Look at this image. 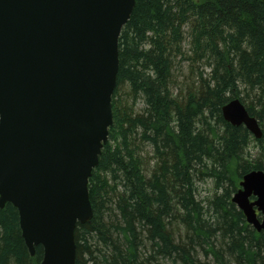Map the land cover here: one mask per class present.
<instances>
[{"label": "trees", "instance_id": "1", "mask_svg": "<svg viewBox=\"0 0 264 264\" xmlns=\"http://www.w3.org/2000/svg\"><path fill=\"white\" fill-rule=\"evenodd\" d=\"M235 98L264 129V0H136L76 264H264V230L233 202L264 171V134L225 120ZM43 256L0 208V264Z\"/></svg>", "mask_w": 264, "mask_h": 264}, {"label": "water", "instance_id": "2", "mask_svg": "<svg viewBox=\"0 0 264 264\" xmlns=\"http://www.w3.org/2000/svg\"><path fill=\"white\" fill-rule=\"evenodd\" d=\"M136 0H0V208L19 211L41 264H76L75 230L93 216L89 179L114 122L119 38ZM232 125L263 136L241 99ZM254 197V199H252ZM233 202L264 230V171L244 175Z\"/></svg>", "mask_w": 264, "mask_h": 264}, {"label": "rangeland", "instance_id": "3", "mask_svg": "<svg viewBox=\"0 0 264 264\" xmlns=\"http://www.w3.org/2000/svg\"><path fill=\"white\" fill-rule=\"evenodd\" d=\"M254 146H255L254 143H252V144H251V149H252V152L255 153V151H254V149H255ZM254 153H253V154H254Z\"/></svg>", "mask_w": 264, "mask_h": 264}, {"label": "flooded vegetation", "instance_id": "4", "mask_svg": "<svg viewBox=\"0 0 264 264\" xmlns=\"http://www.w3.org/2000/svg\"><path fill=\"white\" fill-rule=\"evenodd\" d=\"M252 199H254V197Z\"/></svg>", "mask_w": 264, "mask_h": 264}]
</instances>
